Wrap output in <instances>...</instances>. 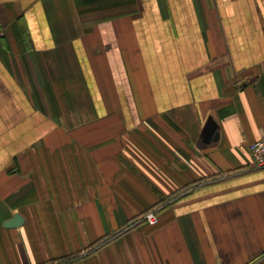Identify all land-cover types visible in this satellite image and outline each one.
Segmentation results:
<instances>
[{"label":"crops","instance_id":"crops-1","mask_svg":"<svg viewBox=\"0 0 264 264\" xmlns=\"http://www.w3.org/2000/svg\"><path fill=\"white\" fill-rule=\"evenodd\" d=\"M263 138L264 0H0V264H264Z\"/></svg>","mask_w":264,"mask_h":264},{"label":"built area","instance_id":"built-area-1","mask_svg":"<svg viewBox=\"0 0 264 264\" xmlns=\"http://www.w3.org/2000/svg\"><path fill=\"white\" fill-rule=\"evenodd\" d=\"M248 151L253 168L259 171H264V138L250 144L248 146ZM142 221H146L150 225L156 224V212H148L143 216Z\"/></svg>","mask_w":264,"mask_h":264},{"label":"water","instance_id":"water-1","mask_svg":"<svg viewBox=\"0 0 264 264\" xmlns=\"http://www.w3.org/2000/svg\"><path fill=\"white\" fill-rule=\"evenodd\" d=\"M212 132H210V135H211ZM22 223V220L19 218V216H14V218L12 220H10L9 222H7L5 224V228H12L14 226H17V225H21Z\"/></svg>","mask_w":264,"mask_h":264}]
</instances>
